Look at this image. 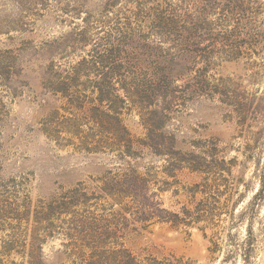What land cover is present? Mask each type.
<instances>
[{
  "label": "rangeland",
  "instance_id": "374dc122",
  "mask_svg": "<svg viewBox=\"0 0 264 264\" xmlns=\"http://www.w3.org/2000/svg\"><path fill=\"white\" fill-rule=\"evenodd\" d=\"M249 29L264 0H0V264H83L106 231L141 264H264Z\"/></svg>",
  "mask_w": 264,
  "mask_h": 264
},
{
  "label": "trees",
  "instance_id": "16d2710c",
  "mask_svg": "<svg viewBox=\"0 0 264 264\" xmlns=\"http://www.w3.org/2000/svg\"><path fill=\"white\" fill-rule=\"evenodd\" d=\"M246 36L250 38V43L252 46L259 44V42L264 41V30L259 31L257 33L252 34V30L249 29L246 32ZM262 178L264 180V172L262 175ZM162 213L163 211L161 209H156V212ZM145 217L144 219H141L142 221H149L157 214L155 213H144ZM118 234V235H117ZM128 235V233H119V232H103V233H94L90 236V243L94 244L95 247L91 248V251L87 255H83L85 264H141L140 259L136 256H134L130 251L122 248H114L110 247L108 248L109 243L108 240H113V242L117 244H123L118 243L119 238H125ZM108 241V243H107ZM147 262H150L149 264H166L165 261H157L156 259H146ZM83 262V264H84Z\"/></svg>",
  "mask_w": 264,
  "mask_h": 264
}]
</instances>
